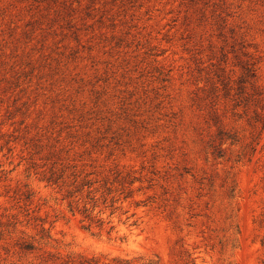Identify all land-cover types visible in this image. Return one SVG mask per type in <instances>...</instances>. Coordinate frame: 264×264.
<instances>
[{
    "label": "rangeland",
    "instance_id": "obj_1",
    "mask_svg": "<svg viewBox=\"0 0 264 264\" xmlns=\"http://www.w3.org/2000/svg\"><path fill=\"white\" fill-rule=\"evenodd\" d=\"M0 264H264V0H0Z\"/></svg>",
    "mask_w": 264,
    "mask_h": 264
}]
</instances>
